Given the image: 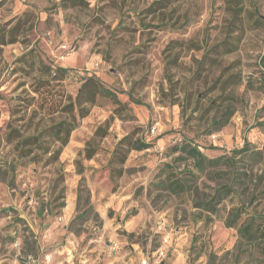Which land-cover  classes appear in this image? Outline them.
<instances>
[{
  "label": "rangeland",
  "instance_id": "obj_1",
  "mask_svg": "<svg viewBox=\"0 0 264 264\" xmlns=\"http://www.w3.org/2000/svg\"><path fill=\"white\" fill-rule=\"evenodd\" d=\"M158 1L0 0V264H126L120 252L134 264H209L211 252L216 264L238 260L244 245L225 220L242 203L264 213V184L240 179L204 211L206 223L194 204L228 181L184 174L191 160H176L174 146L192 142L209 157L248 142L264 149V0ZM59 68L68 72L55 76ZM92 75L125 106L99 96L82 117L80 88ZM70 102L78 124L60 149L46 130L71 121ZM131 133L151 147L122 163L116 148ZM242 158L241 172H263ZM164 162L194 191L164 189ZM261 254L256 247L239 264H260Z\"/></svg>",
  "mask_w": 264,
  "mask_h": 264
},
{
  "label": "trees",
  "instance_id": "obj_2",
  "mask_svg": "<svg viewBox=\"0 0 264 264\" xmlns=\"http://www.w3.org/2000/svg\"><path fill=\"white\" fill-rule=\"evenodd\" d=\"M171 0H161L158 3L169 2ZM68 72L65 68H59L55 72V76H62L63 73ZM50 73V71H49ZM84 82L80 88V115L83 117L87 114L88 108L85 106L86 102L90 103H99L98 97L102 96L106 99H110L113 103H116L120 106H125V104L119 99L116 93L112 92L107 88L102 81L96 76H88L83 78ZM91 89V100L83 96L87 90ZM70 110L68 112L71 114V121L63 118L56 124L50 126L46 132L52 136H56L61 141L60 149L68 143L69 136L73 129L76 128L78 121L75 114L74 102H70L68 106ZM261 111H264V105L260 108ZM257 125L264 127V121L257 122ZM102 128L97 130V133L101 131ZM44 131V130H43ZM41 131L38 135L24 136L20 141V144L23 149L27 145L32 144L33 140H39L41 137ZM45 132V133H46ZM105 132L102 133L104 135ZM127 147V150H124ZM151 147V144L142 139H134L133 134L125 135L118 144L116 148V154L119 152V149L125 151L121 162L124 163L127 159V153L131 149L143 150ZM58 150V153L60 152ZM31 150H28V152ZM127 151V152H126ZM175 152H180V154L175 158L176 160H191V168L186 167L182 171L184 174L191 175L193 177H198L199 175H206L210 179L222 178L225 177L228 181L227 184L222 185L218 188H215L213 196L210 199H204L199 202H196L195 207L201 209L200 212H197V217L204 219L206 223L212 222L213 217L210 215H205L204 211H210L214 208V203H220L221 199L232 192L236 193V183L245 176H248L254 186L259 187L260 184H264V168L262 173H257L254 177H250L247 172H241L238 166V160L236 159L237 155H242L243 158H250L252 161L261 163L264 167V149L253 150L251 144L248 142L239 150H235L231 155L221 154L217 157H209L206 155L196 144L192 142H183L181 144L174 146ZM86 155L88 158H92L94 155V150L91 148H86ZM242 158V159H243ZM84 168L79 169V173H83ZM123 171V170H121ZM160 174H164V178L160 181L161 186L171 191L177 196L193 192L192 186L189 184V181L186 177L183 176V173L178 172L174 167V163L164 162L159 167ZM261 195L264 196V189L262 190ZM79 195V194H78ZM79 197V196H78ZM256 197V196H255ZM249 213L245 204H240L233 216L225 220L227 227H234L238 229L240 238L242 239L241 244L244 245L242 248L238 260L235 264H239V258L241 254L244 256H253V250L258 247L261 251L262 257L259 260L260 264H264V213H249L248 217L239 224V219L242 217V214ZM192 253V252H191ZM216 255L214 252L210 253L209 264H216Z\"/></svg>",
  "mask_w": 264,
  "mask_h": 264
},
{
  "label": "crops",
  "instance_id": "obj_3",
  "mask_svg": "<svg viewBox=\"0 0 264 264\" xmlns=\"http://www.w3.org/2000/svg\"><path fill=\"white\" fill-rule=\"evenodd\" d=\"M55 258H56L55 253H50V254L47 255V259H51V261L55 260ZM96 258H97V256L96 257H93V256H89V257L88 256H82L81 261H83L85 264H93L94 261L96 263V261H97ZM116 258L118 260H120V262H124L126 264H134L133 263V258H130L129 254L127 252H120V254ZM44 261L46 262V260H44ZM111 261H112L111 264H113V261L115 262L116 260L114 259V260H111ZM106 264H109V263H106Z\"/></svg>",
  "mask_w": 264,
  "mask_h": 264
},
{
  "label": "built area",
  "instance_id": "obj_4",
  "mask_svg": "<svg viewBox=\"0 0 264 264\" xmlns=\"http://www.w3.org/2000/svg\"><path fill=\"white\" fill-rule=\"evenodd\" d=\"M168 240V238L166 237L165 238V242ZM168 253V250L167 248H165V246L161 247L159 250H157V252H155V254H153V258H154V261L157 263L159 261H161L163 258L166 257ZM150 257H147L145 259L142 260V263L143 264H150Z\"/></svg>",
  "mask_w": 264,
  "mask_h": 264
}]
</instances>
